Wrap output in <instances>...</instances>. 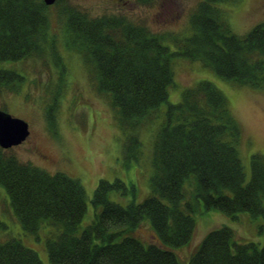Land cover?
Instances as JSON below:
<instances>
[{
    "label": "trees",
    "instance_id": "1",
    "mask_svg": "<svg viewBox=\"0 0 264 264\" xmlns=\"http://www.w3.org/2000/svg\"><path fill=\"white\" fill-rule=\"evenodd\" d=\"M215 2L198 1L188 35L152 32L122 14L90 16L73 6L63 9L65 47L91 62L97 89L108 92L118 108L120 129L137 127L167 100L174 56L198 60L237 85L264 87V22L235 34ZM50 6L42 0H0V62L40 55L48 42L59 55L49 32ZM167 38L173 50L163 43ZM21 79L13 69H0V88L16 90ZM239 141L225 96L212 82L199 80L182 89L179 102L167 104L154 137L150 192L142 201L111 200L110 191L125 194L133 186L99 179L90 199L93 218L77 233L87 206L78 178L49 174L0 147V184L25 231L36 234L45 221L59 228L46 239L52 264H179L171 247L191 239L193 213L219 209L232 217L247 211L264 218V156H250L251 174L244 183ZM144 217L157 242L145 244L135 236ZM200 240L188 264H264V243H237L228 225ZM0 264L43 263L35 250L11 238L0 242Z\"/></svg>",
    "mask_w": 264,
    "mask_h": 264
},
{
    "label": "rangeland",
    "instance_id": "2",
    "mask_svg": "<svg viewBox=\"0 0 264 264\" xmlns=\"http://www.w3.org/2000/svg\"><path fill=\"white\" fill-rule=\"evenodd\" d=\"M200 0H61L47 7L49 32L55 40V49L45 44V51L18 61L0 62V69H13L22 79L16 90L0 88V109L25 120L29 125L26 140L7 148L23 162H30L47 172L61 171L78 178L86 192V211L77 228L79 233L93 218L94 206L90 199L99 179H120L127 187L121 194L109 192V198L121 204L140 202L150 192L152 154L155 134L165 116L168 103L180 101L183 88L199 80L212 82L225 96L228 107L240 129L238 155L244 171V183L251 174L250 156H264V87L250 88L220 77L212 68L198 60L174 56L171 67L174 83L168 87L167 100L160 103L137 127L120 129L117 109L108 92L99 91L91 62L77 51L65 47V7H75L90 16L122 14L135 23H141L152 32L191 31L190 15ZM214 5L222 12L230 30L246 33L253 25L264 22V0H225ZM51 39V38H50ZM50 41V40H49ZM171 50L172 40H162ZM52 123V126H50ZM132 135L136 136L132 140ZM184 187L190 189L189 182ZM189 190V191H190ZM14 214L8 194L0 184V242L18 238L36 251L43 264H52L46 248V239L59 231L58 227L42 222L36 234L25 231ZM195 229L191 239L171 247L179 264H188L200 239L211 229L228 225L237 243L253 241L264 243V218L247 211L235 216L211 209L193 213ZM148 218L144 217L135 236L143 243H154L158 238Z\"/></svg>",
    "mask_w": 264,
    "mask_h": 264
},
{
    "label": "water",
    "instance_id": "3",
    "mask_svg": "<svg viewBox=\"0 0 264 264\" xmlns=\"http://www.w3.org/2000/svg\"><path fill=\"white\" fill-rule=\"evenodd\" d=\"M55 0H43L47 5ZM29 133L28 123L0 109V147L9 148L20 144Z\"/></svg>",
    "mask_w": 264,
    "mask_h": 264
}]
</instances>
